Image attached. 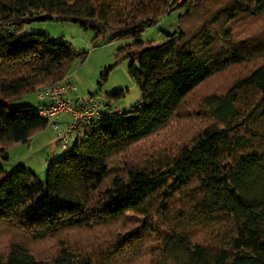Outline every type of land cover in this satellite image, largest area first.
Masks as SVG:
<instances>
[{"label": "trees", "instance_id": "obj_1", "mask_svg": "<svg viewBox=\"0 0 264 264\" xmlns=\"http://www.w3.org/2000/svg\"><path fill=\"white\" fill-rule=\"evenodd\" d=\"M36 15L128 40L141 98L79 127L45 180L0 162V264H264V0H0V160L49 126L8 101L88 55L25 31Z\"/></svg>", "mask_w": 264, "mask_h": 264}, {"label": "rangeland", "instance_id": "obj_2", "mask_svg": "<svg viewBox=\"0 0 264 264\" xmlns=\"http://www.w3.org/2000/svg\"><path fill=\"white\" fill-rule=\"evenodd\" d=\"M183 11V9L173 10L157 25L147 28L142 33L141 39L145 42H163L166 39L165 32L175 30L176 21ZM24 30L50 33L55 39L71 42L77 51L88 52L87 58L83 62L76 61L67 75L77 86L75 95L80 94L86 98L94 96L102 100L108 99L111 101V107L108 108H120L123 111L130 109L141 98V91L129 72L130 60L119 53V48L128 40L104 42L100 46L94 47L93 38L96 32L86 30L76 23L58 22L56 20L25 23ZM114 65L116 66L111 70L108 81L101 86L99 80L102 69ZM36 90L10 99L8 101L9 107L30 105L34 111H37L43 100L38 98ZM112 93L114 96L110 95ZM66 118L68 115L64 114L60 115L58 119L65 121ZM56 140V132L49 122V126L35 135L30 143H18L11 147L8 151L9 158L0 160V162L8 170L15 169L19 164H25L34 170L40 179L45 180L51 160L63 154Z\"/></svg>", "mask_w": 264, "mask_h": 264}, {"label": "built area", "instance_id": "obj_3", "mask_svg": "<svg viewBox=\"0 0 264 264\" xmlns=\"http://www.w3.org/2000/svg\"><path fill=\"white\" fill-rule=\"evenodd\" d=\"M76 91V84L68 76L36 90L38 98L46 100L39 114L49 119L63 153L69 152L73 133L82 125L94 120L118 119L123 115L120 108L105 107L106 99L92 96L82 101L75 100ZM64 114L68 115V120L60 121L58 118Z\"/></svg>", "mask_w": 264, "mask_h": 264}, {"label": "water", "instance_id": "obj_4", "mask_svg": "<svg viewBox=\"0 0 264 264\" xmlns=\"http://www.w3.org/2000/svg\"><path fill=\"white\" fill-rule=\"evenodd\" d=\"M43 20H46V16L45 15H36V16L24 18L23 22L32 23V22H35V21H43Z\"/></svg>", "mask_w": 264, "mask_h": 264}, {"label": "crops", "instance_id": "obj_5", "mask_svg": "<svg viewBox=\"0 0 264 264\" xmlns=\"http://www.w3.org/2000/svg\"><path fill=\"white\" fill-rule=\"evenodd\" d=\"M82 95H80V94H78V95H75V100H77V101H82V100H86V99H88V98H86L85 96H82ZM107 102H109V106L111 107V101L110 100H108L107 99ZM44 103H46V100H43V103L42 104H44ZM68 120V118H66V120L65 121H67ZM56 143L58 144V140H56Z\"/></svg>", "mask_w": 264, "mask_h": 264}]
</instances>
